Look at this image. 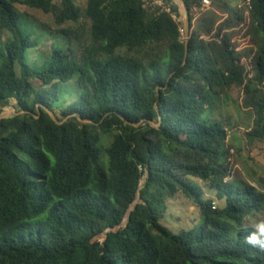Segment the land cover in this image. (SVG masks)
I'll return each instance as SVG.
<instances>
[{"label":"trees","instance_id":"16d2710c","mask_svg":"<svg viewBox=\"0 0 264 264\" xmlns=\"http://www.w3.org/2000/svg\"><path fill=\"white\" fill-rule=\"evenodd\" d=\"M184 1L189 12L201 3ZM164 2L170 11L143 0H86L84 9L75 0H0V43L8 34L0 106L12 97L28 111L0 123V264H264V247L250 242L264 234L245 224L264 209V192L229 179L227 129L211 116L241 87L248 143L264 140V0H249L248 15L227 0L190 15L186 58L178 7ZM18 4L52 13L58 26L72 22L57 30L65 47L27 61L38 40ZM80 19L89 41L77 53L69 43ZM243 29L253 45L238 50ZM137 191L141 201L119 226ZM179 193L202 223L173 233L160 219Z\"/></svg>","mask_w":264,"mask_h":264},{"label":"rangeland","instance_id":"374dc122","mask_svg":"<svg viewBox=\"0 0 264 264\" xmlns=\"http://www.w3.org/2000/svg\"><path fill=\"white\" fill-rule=\"evenodd\" d=\"M227 1L233 7H238V3L240 4V7H242V3H240L241 0ZM75 2L82 9L85 8L86 0H75ZM212 7L213 3L210 5V8ZM243 7L244 13L247 15L248 7L245 3L243 4ZM16 9L24 18L26 29L32 34L33 39L38 40V44L35 48L30 51L28 49L26 50L25 55L27 61L37 60L40 62L46 54L51 52L53 46L61 45V47H65V41H67V38L57 34V30L61 27L71 25L72 22H67L58 26L54 22V15L52 13H45L42 10L20 4L16 5ZM178 18L179 15L177 16V21L179 22L181 29L182 25ZM73 26H81V28L78 29L80 36H78V38L74 37L72 43H69L72 45L75 52L79 53L81 49L80 42H84L83 39L89 41V34L87 32L89 24L86 20L80 19L78 23H73ZM243 32L244 29L239 30L238 33H236L237 39L235 42H237L238 50H246L253 45L248 37L244 38L242 36ZM7 38L8 34L3 32L0 44H4ZM181 38L184 40L185 35L181 34ZM241 60L246 65V69L250 71L249 74H251L249 57L242 56ZM73 83L76 84V81L72 80L64 84L74 86ZM40 84L41 83L39 82L37 85L40 86ZM227 94L228 96L225 94L224 96L222 95L223 98L220 99L221 103L216 105L214 111L211 112V116L222 119L227 129L229 139L228 153L231 164V176L229 179L246 180L264 192V140L250 144L245 136L248 126L252 123V116L249 108L242 107V88L232 86L228 89ZM75 95H77V92L73 91L72 96ZM13 106L16 109H19L15 99L9 100V103L4 107L11 108ZM2 109L3 107L0 106V112ZM207 115L210 116V113L208 112ZM57 116H60L59 112H57ZM103 159L106 162L105 156H103ZM197 181L200 182L203 185L204 190L208 192L206 184L200 180ZM245 220L247 229H263L264 209L254 216L247 217ZM160 221L173 233H178L183 228L199 226L202 223V216L199 208L179 193L173 199L167 200V207L164 216Z\"/></svg>","mask_w":264,"mask_h":264},{"label":"water","instance_id":"95a60500","mask_svg":"<svg viewBox=\"0 0 264 264\" xmlns=\"http://www.w3.org/2000/svg\"><path fill=\"white\" fill-rule=\"evenodd\" d=\"M173 1L176 3V5L178 7V11H179V15H180L179 18H178V20L181 22L182 29H183L184 35H185L184 47H185V58H186V55H187V52H188V47H187L188 40H189V38H190V36L192 34V27H191V24H190L189 10H188V8H187L186 3H185L184 0H173ZM9 99L12 100L14 98L10 97ZM16 102H17V100H16ZM39 105H41V104H39ZM39 105H37V106H39ZM42 106L45 108V110L48 112V114L54 120H56L55 115L53 114V112L50 111L46 106H44V105H42ZM157 108L158 107L156 106V109ZM3 109H5V107H3ZM3 109L0 112V123H1L2 119L14 117V116H16L18 114H22V113H27L28 112L27 110H23V109H20V110L19 109H16L14 106L11 107V112H9V113H4V110ZM78 118L81 121H83V122H91L88 119H82L80 116H78ZM158 121H159V123L161 121L160 115L158 117ZM159 123H155V122L151 121V124L154 125V126L158 125ZM147 175H148V171H146V173L143 175V177H142V179H141V181L139 183V189L142 187L143 183L145 182ZM140 201H141L140 194L137 191L136 192V195H135L134 201L130 204V206H129V208H128V210H127V212H126V214H125V216L123 218V221H122V223L119 226H124L127 223V221L130 218L131 210L134 209L135 204H137ZM119 226H117V227H119ZM117 227L114 228V229H117ZM109 230H110V228H107L106 230H104L102 232V235L105 237L107 235V232Z\"/></svg>","mask_w":264,"mask_h":264},{"label":"built area","instance_id":"2783aa9c","mask_svg":"<svg viewBox=\"0 0 264 264\" xmlns=\"http://www.w3.org/2000/svg\"><path fill=\"white\" fill-rule=\"evenodd\" d=\"M145 5L148 6H155L159 5L162 6L165 10L170 11V8L165 5V0H143ZM249 0H246L245 3L248 4ZM211 5V0H201L200 4H195L192 6L190 15H192V21H194L202 12L209 9ZM173 17L176 18V15L173 14ZM181 34H184L183 29H180Z\"/></svg>","mask_w":264,"mask_h":264},{"label":"clouds","instance_id":"9594fccd","mask_svg":"<svg viewBox=\"0 0 264 264\" xmlns=\"http://www.w3.org/2000/svg\"><path fill=\"white\" fill-rule=\"evenodd\" d=\"M189 16H190V12H189ZM175 19H177V16H176ZM261 232H262V234H264V229H261ZM250 242H252V243H259L262 247H264V239L257 240V238L255 236H253V237L250 238Z\"/></svg>","mask_w":264,"mask_h":264},{"label":"bare ground","instance_id":"6f19581e","mask_svg":"<svg viewBox=\"0 0 264 264\" xmlns=\"http://www.w3.org/2000/svg\"><path fill=\"white\" fill-rule=\"evenodd\" d=\"M9 112H11V108L10 107H5V109H4V113H9Z\"/></svg>","mask_w":264,"mask_h":264},{"label":"crops","instance_id":"0c3cea01","mask_svg":"<svg viewBox=\"0 0 264 264\" xmlns=\"http://www.w3.org/2000/svg\"><path fill=\"white\" fill-rule=\"evenodd\" d=\"M240 3H242V6H243L244 2L241 1ZM237 6L240 7V4L238 3ZM221 15H222L223 18L226 16L225 13H223V14H221ZM247 15H248V13H247ZM179 16H180V15H179Z\"/></svg>","mask_w":264,"mask_h":264}]
</instances>
